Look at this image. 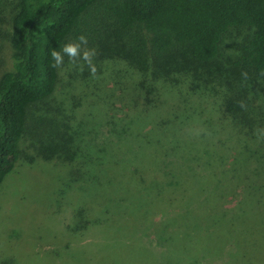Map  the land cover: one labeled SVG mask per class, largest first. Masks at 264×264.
I'll use <instances>...</instances> for the list:
<instances>
[{
    "label": "trees",
    "instance_id": "obj_1",
    "mask_svg": "<svg viewBox=\"0 0 264 264\" xmlns=\"http://www.w3.org/2000/svg\"><path fill=\"white\" fill-rule=\"evenodd\" d=\"M3 7L9 8L7 16L3 15ZM3 22L8 29L0 28V39L9 43L11 69L0 72V182L21 156V136L30 129L36 135L44 131L45 124L30 126V109L51 95L58 67L72 64L73 74L89 76V81L98 83L86 85L79 95H69V103L80 105L105 83V68L115 58L139 75V85L135 87L148 107L155 108L160 102V88L169 91L184 107L194 105L190 113L181 114L183 119L176 116L181 122V139L174 136L175 121L168 117H149V111L143 109L133 113L143 125L147 124L146 144L152 145V151L144 153L157 164L151 167L131 160L107 163L114 165L108 169L112 175L117 171L123 182L135 184L136 194L128 216L116 222L112 230L105 229L106 235L111 233L108 231L137 228L140 222L145 225L139 228V235L152 229L150 225L146 229L148 223H159L154 227L162 232L173 230L180 219L181 225L192 230L204 221L216 223L214 214L227 211L223 204L216 205L212 200L221 195L215 194L220 192L219 186L234 187V178L240 177L248 163L252 164L249 175H258L260 165L264 168V0H0V25ZM80 35L87 37L88 49H95V75L82 59L70 62L62 52L65 44L78 42ZM52 51H61L62 64L55 63ZM63 83L77 90L72 80L65 78ZM52 101L45 109L55 107L57 112L60 103ZM46 121L50 129L56 127L55 120ZM66 138L63 133L61 150L68 147L66 154L75 152ZM165 140L167 147L163 145ZM168 150L178 155L174 156L178 161L191 158L192 164L178 172L180 166L173 162L172 172H164L158 164ZM58 152V148L53 149L45 157ZM67 160L74 161L69 156ZM196 176L199 183L194 182ZM246 177L242 178L245 182ZM217 181L219 185L214 189ZM151 184L157 188L152 190ZM193 184L199 188L195 198L211 200L210 207L199 209L204 212L202 218L193 217L199 213L195 208L188 216L184 211H174L184 197L177 194V188L192 192ZM260 188V184L254 185L245 198ZM149 200L168 208L164 217L165 213H160L162 220L155 221L153 216L147 219L145 206ZM88 205L91 208L92 204ZM79 207L73 211V229H84L90 223ZM137 210L139 213H135ZM107 222L97 220L98 224ZM222 226L226 231L238 232L230 220ZM241 249L237 246L232 257ZM144 264L153 263L144 260Z\"/></svg>",
    "mask_w": 264,
    "mask_h": 264
},
{
    "label": "rangeland",
    "instance_id": "obj_2",
    "mask_svg": "<svg viewBox=\"0 0 264 264\" xmlns=\"http://www.w3.org/2000/svg\"><path fill=\"white\" fill-rule=\"evenodd\" d=\"M8 10L3 7L4 16ZM0 28L7 30V23L3 22ZM10 53L8 41L0 39V72L11 69ZM71 67L72 64L58 67V80L51 95L31 107L30 126L45 124V129L38 135L30 129L21 136L18 144L21 156L0 182V264H144V260L153 264H264V168L260 165L258 175H249L251 163L242 169L238 179L234 178V187L220 185V192H215L221 195L212 200L216 205L223 204L222 208H227L226 213L214 214L216 223L204 221L192 230L186 224L181 225L180 219L173 230L165 232L154 227L159 223H148L146 229L150 228L149 225L152 229L139 235V228L145 225L140 222L137 228L128 227L129 231L118 229L105 234V229L112 230L116 222L120 223L128 216L136 194L135 184L123 182L117 171L115 176L112 175L108 169L114 165L107 163L131 160L151 167L157 164L144 153L152 151V145L146 144L147 124L143 125L133 113L143 109L149 111V117H168L175 121L174 136L181 139V122L176 116L182 118L183 112L190 113L194 103H189L186 108L169 91L160 88L157 89L160 102L155 108L148 107L136 88L139 75L127 70L125 64L115 58L105 68V83L96 87L95 94L86 97V103L73 105L68 102L72 92L73 96L79 95L78 92L86 85L98 83L94 79L89 81V76L82 78L73 74ZM65 78L77 84V90H70L63 83ZM53 99L60 103L57 112L55 107L45 109ZM47 119L55 120L56 127L50 129ZM63 133L67 137V145L75 152L66 154L68 147L61 150ZM166 142L163 145L167 147ZM56 148L58 153L45 157ZM68 156L74 161L67 160ZM174 156L178 155L165 151L158 167L169 173L175 167L173 162L181 167L178 166V172L192 164L191 158L178 161ZM79 165L81 168L76 169ZM82 169L85 170L83 173ZM186 171L190 172V169ZM156 174L158 176V172ZM244 175H247L246 182ZM194 182L199 183L198 176ZM258 184L260 191L245 198V193ZM218 185L219 181L214 189ZM197 186L194 185L192 192L188 188H177V194L184 197L181 205L174 207L175 212L184 211L183 214L188 216L193 212L192 208L202 210L210 207L211 200L194 197L199 191ZM148 187L144 189L145 194ZM150 187L152 190L157 188L152 184ZM240 196L244 199L241 203ZM148 202L145 203L147 219L153 216L158 221L168 214V208H164L161 202ZM78 206L84 209L90 221L84 229H73V211ZM201 210L193 217L202 218L204 212ZM160 213H165L162 218ZM106 219L108 222L105 224L97 223V220ZM229 220L238 232L226 231L227 228L222 226ZM237 246L242 248L241 253L232 257ZM96 255L100 257L94 262Z\"/></svg>",
    "mask_w": 264,
    "mask_h": 264
},
{
    "label": "clouds",
    "instance_id": "obj_3",
    "mask_svg": "<svg viewBox=\"0 0 264 264\" xmlns=\"http://www.w3.org/2000/svg\"><path fill=\"white\" fill-rule=\"evenodd\" d=\"M62 52L69 57L70 62H76L78 59H82L88 64L91 74H96V67L93 64V57L95 56L96 52L95 49L87 48L86 36L80 35L78 37V42H69L65 44L62 48ZM51 57L57 65L63 63V55L61 54V51H52Z\"/></svg>",
    "mask_w": 264,
    "mask_h": 264
}]
</instances>
